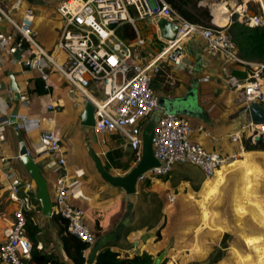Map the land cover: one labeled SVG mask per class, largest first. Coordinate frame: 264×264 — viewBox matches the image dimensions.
<instances>
[{
	"label": "crops",
	"instance_id": "crops-1",
	"mask_svg": "<svg viewBox=\"0 0 264 264\" xmlns=\"http://www.w3.org/2000/svg\"><path fill=\"white\" fill-rule=\"evenodd\" d=\"M57 2V0H0L3 9L17 21H21L26 8L34 9L33 31L37 35V41H40L42 47L52 55H58L55 43L60 35L62 22L58 21L60 15L56 11ZM12 30L7 20L0 22V33H13ZM54 33L56 36H53ZM157 45L156 41L148 40L147 47L145 46L147 55L142 57L143 60H151L157 55ZM186 46L188 54L183 65L175 66L169 62L164 71L155 77L154 86L160 108L151 117L157 120L165 111L183 115L189 118L193 125L203 126L209 133L205 135L196 132L194 135V139L202 142L209 150L235 152L239 150L241 143L244 146L241 157L244 156L240 157L241 162L234 170H225L222 175L217 173L210 178L206 177L198 166L185 163L187 166L183 167V163H180L181 168L178 171H175V168L180 164L175 165L173 168L175 172L171 171L172 174L166 177L139 181L137 192L128 194L103 180L89 154V149L93 148L101 156L105 166L107 163L111 164L110 171L122 175L127 173L135 166L136 157L133 151L121 146L122 136L115 134L102 136L93 127L83 126L81 115L87 101L84 95L80 91L70 93L69 81L58 71L51 69L52 66L47 61H44V64L49 72L50 88L45 89L39 72L23 69L21 64L12 58L14 54L10 53L8 47L0 43V113L3 116L0 124L6 123L16 106L19 110L22 107L21 103L27 102L23 108L28 110L29 116L25 120L20 119L17 125L29 152L40 165L48 180L49 189L54 191V197L57 178L68 172L71 204L84 211L88 225L96 234L95 243L89 247L86 255H83L84 262H76V250L65 242L66 233L61 232L62 220L54 218L55 213L51 216L43 214L42 203L36 197L34 184L31 191V209L27 211V234L36 249L51 257L52 261L59 264H95L102 248L117 251L121 259L144 253H149L154 258L174 236L171 235L173 233L169 225L168 210L176 203L183 204L181 203L183 200H190L198 206V221L186 227L187 233L192 231L203 233L205 228L210 229L213 208L217 213L232 212L233 219L229 222L239 229L245 245L243 251L238 249L236 243L224 245L216 249V255L212 257L209 256L212 251L211 245L207 239H203L201 246L194 253L201 257L198 261L208 259L209 264H227L221 260H228V264H238L237 254L242 255L241 258L247 264H260L264 261V210L250 199L252 181L248 164L253 158L246 155L247 152L257 151L263 155L264 146L256 145L257 143L247 138L248 132L241 131L243 126L252 122L251 115L239 96L241 92L229 82V77L233 75L243 80L248 78L255 64L229 60L220 53L211 52L204 41L196 36L188 39ZM11 72L22 91L20 99L7 92ZM170 75L175 79L174 85L169 84ZM48 104H53L55 108L47 109ZM43 116L52 118L53 122H45L42 127H38L35 119ZM46 128L58 133L57 137L65 157L64 172L57 165L56 155L46 152L40 143L41 131ZM238 131H241V139L239 142H233L228 135ZM19 150L15 125H6L0 141V158L2 155L9 157L15 182H33L20 160ZM126 165L129 166L128 169ZM2 167L3 163L0 160V243L5 240V229L14 223V211L18 207L15 195L7 188ZM235 182L236 186L233 189ZM197 185L200 186L203 196L199 200L194 198L193 192ZM183 187L188 190L182 189ZM227 193L231 196V204L223 200L220 205L221 202L216 200L220 196L225 197ZM170 196L173 197L172 201ZM51 197L53 200L52 194ZM253 208L258 210V214H253L250 219L248 212L254 211ZM97 221L100 227L97 226ZM215 222L213 226L216 231L213 238L226 227L218 221ZM158 231H162L161 240L157 239ZM169 253V256L173 255L176 259H187L178 246L177 238L175 246ZM0 264L6 263L0 260Z\"/></svg>",
	"mask_w": 264,
	"mask_h": 264
},
{
	"label": "built area",
	"instance_id": "built-area-1",
	"mask_svg": "<svg viewBox=\"0 0 264 264\" xmlns=\"http://www.w3.org/2000/svg\"><path fill=\"white\" fill-rule=\"evenodd\" d=\"M57 1L56 11L62 18V27L56 43L58 55L47 52L33 37L35 13L31 7L26 8L21 21H17L0 4V22L7 20L14 31L8 34L0 33V43L8 47L12 55L21 50L19 60L15 55L12 58L21 64L23 69L37 70L44 81L45 89L49 90V72L44 64V61H47L52 66L51 69L58 71L69 81L70 93L80 91L94 104L93 128L96 132L102 136H122L121 146L135 153L136 163L142 156L143 138L139 130L143 131L144 122L160 108L154 86L155 77L164 71L169 62L175 66L183 65L188 54L186 42L191 37H198L204 41L208 50L220 53L229 60L255 64L248 78L241 80L233 75L229 77V82L232 87L240 88V97L246 109L252 102L264 104V63L241 59L236 50V43L227 31L235 13H238V21L249 27H264V5L260 0V12L256 13L248 10L246 3L249 0H246L245 4L238 3L240 8L232 6L231 10V7H228V21L224 25L218 24L214 19V9L220 1L208 0L206 4L212 16V26L208 27L191 22L166 0ZM200 2L202 3V0ZM161 17L178 25L175 40H165L160 36L157 21ZM139 20L148 21L153 25L158 38L163 42L160 51L151 60H143L140 54V49L145 47L148 41L137 26ZM125 24H130L135 29L136 37L132 44L127 43L118 34V29ZM149 28L150 26L146 29ZM25 41L28 46L24 44ZM26 50L28 52H25ZM170 77L169 84L174 85L175 79L171 75ZM97 86L102 87L101 99L91 93ZM7 92L14 95L11 85L7 87ZM18 92L22 94L20 88ZM21 104L22 107L16 115L17 123L29 116L28 110L23 108L27 102ZM54 108L53 104L47 105L49 110ZM2 117L0 113V120ZM35 120L38 127H42L45 122H53L52 118L44 116ZM6 125H13L10 118L6 123L0 124V141ZM241 131L248 132L247 138L253 142L257 141V134L264 139V123L250 122L243 126ZM241 131L231 133L228 137L233 142H239ZM196 132L209 135L203 126H195L189 118L175 112L165 111L158 117L153 145L154 155L160 165L144 172L139 181L166 177L175 165L180 163L196 165L210 178L219 169L240 158L244 151L241 143L239 150L235 152L209 150L202 143L193 140ZM40 143L46 152L56 155L57 165L63 170L65 157L55 131L50 128L43 129ZM0 160L3 163L7 188L15 195L18 203L14 211L15 221L5 229V240L0 243V260L6 264H28L34 244L27 234V211L31 209L34 182H15L9 157L2 155ZM69 181L67 171L57 178L53 213L59 214L67 221L68 232L87 244L82 252L85 256L89 247L95 243L96 236L87 223L84 211L71 204ZM172 200L173 197L170 196V201Z\"/></svg>",
	"mask_w": 264,
	"mask_h": 264
},
{
	"label": "rangeland",
	"instance_id": "rangeland-1",
	"mask_svg": "<svg viewBox=\"0 0 264 264\" xmlns=\"http://www.w3.org/2000/svg\"><path fill=\"white\" fill-rule=\"evenodd\" d=\"M189 1H190L191 5L196 3L197 7L203 6L207 9H209L208 5L206 4V2L208 0H202V3L200 2L201 0H189ZM216 1L221 2V0H216ZM231 1L232 0H224L223 4H225V6L227 8L231 7V10H232V6L235 7V5H233L231 3ZM245 1L246 0H237L236 2L241 3V4H245ZM258 1L259 0H249L246 3L248 6V10L250 12L255 13L257 11ZM260 1L264 5V0H260ZM225 2H228V3L226 4ZM228 10H229V8H228ZM216 11L217 10L214 9V17H215ZM258 12H260V11H258ZM234 17L238 18V13H235L232 16V18H234ZM60 20L62 21L61 17L58 21H60ZM210 23L212 24V22H210ZM137 26L139 27L142 35L146 38L147 41L148 40L156 41V43L158 44L156 46L157 47L156 51L158 53L159 50L161 49L160 45L162 46V43L160 44L157 41L158 35L156 34L155 27L153 25H151L148 21H145V20H139L137 23ZM148 26L151 27L150 30L146 29ZM61 27H62V22H61ZM33 30H32V32H33L32 35L36 40H38L37 35L35 34V32ZM53 36H56V33H54ZM146 47L143 48L144 50L143 49L141 50V52H140L141 57H144L147 55L145 53ZM241 80H243V79H241ZM237 90H239L241 92L240 88L239 89L237 88ZM91 93L94 96H96L97 98L101 99L103 96L102 87L97 86L96 88L91 90ZM240 95H241V93L239 94V96ZM239 96H238V98H239ZM150 118H151V116L149 117V119L146 122H144V124H143L144 126L149 122ZM139 132L142 133L143 132L142 129H140ZM55 133L58 136V133L57 132H55ZM194 135H193V140H195ZM250 141H252V140H250ZM246 155L248 157L253 158L251 160V162L248 164V170H250V172H251V181H252V185H251V189H250V199L253 203L259 204L260 208L262 210H264V154L261 155L259 153V151H257V152H247ZM68 164L70 165L69 161H68ZM186 164L183 163V167L189 165V164H187V165ZM176 166H178V165H176ZM179 166H178V168H175V171H178L181 168V164ZM173 171H174V169L172 170V173H173ZM233 185H234V187H233V189H234L236 186V182ZM182 186H183V184H182ZM182 189L188 190V188H184V187ZM50 190H51V194H52L53 200H54V191L52 192V189H50ZM193 192L195 194L194 198L196 200L203 198L202 193H201L202 190H201L200 186L197 185L196 187H194ZM230 198H231L230 194L227 193L225 195V197L220 196V197H218V200H216V201L221 202L220 205H222L223 200L225 203L231 204ZM183 201L181 202L183 204L177 205V203H176L175 205L171 206V208L168 210V212L170 214L169 225H170V228H171L172 233H173L171 235L172 236L174 235L173 237L177 238L179 248L182 250L184 255L187 256V259H181V258L175 259V264H190V263H195L198 260H201L200 259L201 257H199V255L196 256V254H194V253H195V250H197L201 246V242H203L201 240H203V239H207L206 241H208L209 244L211 245L212 251H211L209 256H212V257H214L216 255V251H215L216 249H218L219 247H223L224 245L227 246L231 243L232 244L236 243V246L238 247V249H240V251L244 250L245 245L243 243L242 236H240V234H239V229L234 227L233 225H231V221L229 222V220L233 219L232 215H231L232 212L227 213V212L222 211L220 213H217L215 210H213V208H211L212 209V211H211L210 206H209V209L212 212L211 215L213 217V219L210 221V224H211L210 229L205 228L203 233L197 232V231H192L191 233H187L186 227L190 226V225H194L198 221V219H197L198 206L196 204L194 205L190 200L189 201L183 200ZM253 209H255V210L248 212L250 219H251L253 214H258V210L256 208H253ZM168 212H167V215H168ZM214 221H216V222L218 221L224 226L226 225V227L223 229V232L218 234V236L215 235V238H213V233L216 231L215 226H213ZM228 223H230L229 226H228ZM252 228L253 227H251V229ZM253 231H254V228H253ZM198 233H200V234H198ZM186 236H188L189 238L187 239ZM208 239H210V240H208ZM250 254L253 255V252L250 251ZM237 256H239V254L236 255V258L238 259V264H247V262H245V260H243L241 258L242 255H240L239 257H237ZM171 259H173V255L168 257L167 263L170 264ZM221 261L228 264V262H227L228 260H221ZM260 264H264V261Z\"/></svg>",
	"mask_w": 264,
	"mask_h": 264
},
{
	"label": "water",
	"instance_id": "water-1",
	"mask_svg": "<svg viewBox=\"0 0 264 264\" xmlns=\"http://www.w3.org/2000/svg\"><path fill=\"white\" fill-rule=\"evenodd\" d=\"M151 22V20H150ZM158 30L160 36L165 40H175L178 33V25L173 24L170 20L161 17L157 21ZM15 57L19 60L21 58V50H17L14 53ZM10 76V85L12 91L14 92V96L16 99H20L21 95L18 92L20 86L16 80L15 75L11 72ZM247 110L251 115V120L255 124L264 123V104L260 103H249ZM18 107L16 106L12 115L10 116L11 123L15 125L17 139L19 141V156L20 160L29 173L31 179L33 180L36 188V197L42 203V211L46 216H51L53 214V200L50 194L49 183L48 180L43 173L40 165L35 160L33 155L29 152L27 144L25 142L24 136L17 125V115ZM95 106L90 101L87 100L85 102V107L81 115V124L87 127H94L95 125ZM156 124V118L151 117L149 122L145 125L142 138V156L141 159L135 164L133 168H131L125 174H116L107 169L103 163L101 156L93 149H89V154L95 163V167L97 172L101 175L103 180L107 182L109 185L113 187H118L123 189L128 194H133L137 192V187L139 183V177L149 169L159 166L160 162L156 159L154 155V145H153V134L154 128ZM257 142L260 141L261 135H256ZM175 246V238L171 237L169 243L166 247L157 255L154 256L151 264H164L166 258L169 257L170 250ZM209 260L197 261L195 263L190 264H209Z\"/></svg>",
	"mask_w": 264,
	"mask_h": 264
},
{
	"label": "trees",
	"instance_id": "trees-1",
	"mask_svg": "<svg viewBox=\"0 0 264 264\" xmlns=\"http://www.w3.org/2000/svg\"><path fill=\"white\" fill-rule=\"evenodd\" d=\"M169 2L172 7L183 15L185 18L191 22L203 25V26H212L211 13L210 10L200 6L197 7L196 3L192 4L189 0H166ZM260 11V6L257 3V11ZM255 12V13H256ZM227 31L232 35L235 43L238 56L246 61H253L264 63V27H249L240 21L236 17L232 18L231 24L227 27ZM118 34L124 38L127 43L132 44L136 37L135 29L130 24H125L118 29ZM20 38V37H19ZM158 43H163L157 37ZM25 45L28 46V43L25 41ZM161 47V45H160ZM160 51V50H159ZM251 143V142H249ZM256 145L264 146V139L256 141ZM110 155V153H109ZM107 169H110L111 164L107 163L105 166ZM129 166L126 165V169ZM225 170L219 171L218 174L222 175ZM149 180V179H148ZM54 218L62 220L63 225L61 227V232L66 233L64 239L65 242L74 247L76 250V262L83 263V250L87 247V244L82 241L77 236L67 231V221L63 219L59 214L55 213ZM97 226L99 222L97 221ZM100 227V226H99ZM93 231V230H92ZM94 232V231H93ZM95 234V232H94ZM96 236V234H95ZM157 239H163L162 231L157 232ZM68 248V245H67ZM153 261V256L149 253H144L143 255H136L134 257L120 258L117 251L112 250L111 248L101 249L97 255L95 264H151ZM168 258L164 261V264H167ZM29 264H59L51 260V257L42 254L34 246L31 258L28 261ZM173 263L172 259L170 264Z\"/></svg>",
	"mask_w": 264,
	"mask_h": 264
},
{
	"label": "bare ground",
	"instance_id": "bare-ground-1",
	"mask_svg": "<svg viewBox=\"0 0 264 264\" xmlns=\"http://www.w3.org/2000/svg\"><path fill=\"white\" fill-rule=\"evenodd\" d=\"M231 3L235 5L236 7H239L238 2H236V0H232ZM215 9L217 10L215 13V17H214L215 22H217L220 25H224L228 21V16H227L228 8L225 6V4H223V2H220ZM240 162H241V159L238 158L237 160L233 161L230 165L224 166L221 169H219L216 172V174L222 170H234L235 166L238 165ZM173 259L172 261L175 262L176 258L173 257Z\"/></svg>",
	"mask_w": 264,
	"mask_h": 264
}]
</instances>
